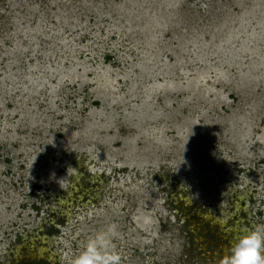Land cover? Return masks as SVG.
<instances>
[{"label":"rangeland","instance_id":"obj_1","mask_svg":"<svg viewBox=\"0 0 264 264\" xmlns=\"http://www.w3.org/2000/svg\"><path fill=\"white\" fill-rule=\"evenodd\" d=\"M111 224L122 264L264 224V0H0V264Z\"/></svg>","mask_w":264,"mask_h":264},{"label":"clouds","instance_id":"obj_2","mask_svg":"<svg viewBox=\"0 0 264 264\" xmlns=\"http://www.w3.org/2000/svg\"><path fill=\"white\" fill-rule=\"evenodd\" d=\"M75 175L76 169L69 166L67 176ZM60 186L63 188L62 184ZM115 239L116 225L111 224L89 238L68 264H122ZM217 264H264V224L243 230L218 257Z\"/></svg>","mask_w":264,"mask_h":264},{"label":"trees","instance_id":"obj_3","mask_svg":"<svg viewBox=\"0 0 264 264\" xmlns=\"http://www.w3.org/2000/svg\"><path fill=\"white\" fill-rule=\"evenodd\" d=\"M54 232L53 230L51 231V233Z\"/></svg>","mask_w":264,"mask_h":264}]
</instances>
